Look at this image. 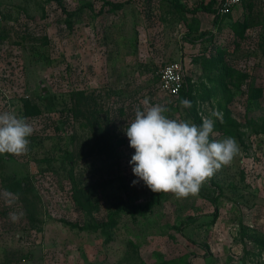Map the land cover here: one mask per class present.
<instances>
[{
    "label": "rangeland",
    "instance_id": "374dc122",
    "mask_svg": "<svg viewBox=\"0 0 264 264\" xmlns=\"http://www.w3.org/2000/svg\"><path fill=\"white\" fill-rule=\"evenodd\" d=\"M208 1L0 0V112L50 120L0 155V264H264V6L247 2L235 44L225 23L200 40L212 14L176 6ZM184 57L191 108L159 88ZM145 99L236 141L196 196L132 185L124 129Z\"/></svg>",
    "mask_w": 264,
    "mask_h": 264
},
{
    "label": "clouds",
    "instance_id": "9594fccd",
    "mask_svg": "<svg viewBox=\"0 0 264 264\" xmlns=\"http://www.w3.org/2000/svg\"><path fill=\"white\" fill-rule=\"evenodd\" d=\"M142 106V108H141ZM134 118L124 129L130 147L135 149L130 164L138 178L155 193H172L177 199L196 196L202 185L222 167L228 166L238 152L234 138L211 139L215 122L203 117L202 124L169 118V108L160 103L141 101ZM181 106L191 108L187 99ZM33 126L13 111L0 112V155H26ZM9 218L16 219L10 213Z\"/></svg>",
    "mask_w": 264,
    "mask_h": 264
},
{
    "label": "built area",
    "instance_id": "2783aa9c",
    "mask_svg": "<svg viewBox=\"0 0 264 264\" xmlns=\"http://www.w3.org/2000/svg\"><path fill=\"white\" fill-rule=\"evenodd\" d=\"M245 1L249 0H218L217 6H216V12L214 16H224L230 13L233 8L238 5L242 4ZM257 3H260L262 6H264V0H252ZM250 29L247 30V35H251L249 32ZM231 38L233 39V36L230 34ZM250 39L248 38V41ZM240 66L247 68V64L244 65V63H240ZM187 61L186 57L180 58L179 60L175 61H168L161 64L158 68V80H159V88L162 93H165L171 97H178L180 95L181 90L186 85V77L188 73L187 68ZM6 74L4 72H0V80L4 78ZM58 78L54 77V80L56 81ZM6 111H12L10 104L6 103ZM46 114L38 115L33 119V121H29L30 123H34L37 129H43L46 125H48V122L50 120L47 118L46 120Z\"/></svg>",
    "mask_w": 264,
    "mask_h": 264
},
{
    "label": "trees",
    "instance_id": "16d2710c",
    "mask_svg": "<svg viewBox=\"0 0 264 264\" xmlns=\"http://www.w3.org/2000/svg\"><path fill=\"white\" fill-rule=\"evenodd\" d=\"M252 0H249V1H245V2H250ZM176 6L178 7V9L182 12H189V13H196L199 9H201L202 11H206V12H209V13H213L215 14L216 12V6L212 5L210 1H208L207 3H199V5L197 4L196 6L194 7H186L180 3H176ZM221 17L223 16H219V15H215V20H214V23L215 22H218L221 20ZM250 25V22H248V19H245L244 21L242 22H238L236 21L233 26H232V32H231V35L233 36V39L230 38V42L233 41L235 42V44L239 43L243 38H245L244 36V33H245V30L246 28ZM192 27V26H191ZM193 28V27H192ZM197 28V27H196ZM221 45V44H220ZM223 46V45H221ZM222 49H219V52H221ZM222 63V62H221ZM227 71L225 70L224 73H226ZM222 78V77H221ZM181 100H184V99H187L189 100L191 98V91H190V88H189V83H188V80H187V77H186V85L183 87V89L181 90L180 92V95L178 96ZM150 208V205H148V209ZM111 221L112 222H115V219H114V213L113 215H111Z\"/></svg>",
    "mask_w": 264,
    "mask_h": 264
},
{
    "label": "crops",
    "instance_id": "0c3cea01",
    "mask_svg": "<svg viewBox=\"0 0 264 264\" xmlns=\"http://www.w3.org/2000/svg\"><path fill=\"white\" fill-rule=\"evenodd\" d=\"M217 2H218V0L216 1L215 6H216ZM248 3H250V2H248ZM248 3L247 2H243L242 4L236 5L230 13H228L227 15H224L223 17H221V20L220 21L215 22V25L213 27L211 26L212 29L208 27V29L206 28V29H203V31H202V28H200L199 31H198V36H199L200 40H203V38H207L209 36L211 37V32L214 34V30L215 31L216 30L218 31L219 30V26L222 29H224L223 23H225L227 26L229 25L228 27H229V29L232 32V29L231 28H232L233 24L236 21L242 22L245 19H249V18L255 16V14L258 13V10L257 9H251V8H249V6H248L249 4ZM211 14H212V19L214 21L215 20V16H214L213 13H210V15ZM226 20H229L230 23L227 24L226 23L227 22ZM251 28H252V25L250 24L246 28V30L251 29ZM246 30H245V32H246ZM245 35H246V33H244V36ZM245 39H246V36H245ZM221 40H222V38H219L218 41L220 42Z\"/></svg>",
    "mask_w": 264,
    "mask_h": 264
}]
</instances>
